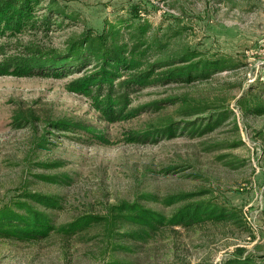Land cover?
Segmentation results:
<instances>
[{"label":"rangeland","instance_id":"rangeland-1","mask_svg":"<svg viewBox=\"0 0 264 264\" xmlns=\"http://www.w3.org/2000/svg\"><path fill=\"white\" fill-rule=\"evenodd\" d=\"M136 2L154 24L182 32L172 39L175 47L185 44L203 58L231 56L236 67L146 88L134 96L135 116L113 123L85 96L66 90L71 75L0 76V206L27 192L55 195L60 207L47 211L61 226L104 214L122 200L170 214L178 204L163 199L187 192L240 209L245 224L163 226L143 240L107 235L102 226L37 241L0 238V264H228L239 255L264 264V116L246 113L238 103L250 87L264 83V0H57L78 20L55 15L50 30L1 42L11 51L31 42L64 47L86 27L100 32L105 18ZM183 98L227 109L229 117L192 134L199 118L176 115ZM21 113L32 116L22 127L16 125ZM167 117L177 121L171 133L160 125ZM52 120L83 123L88 130L59 129Z\"/></svg>","mask_w":264,"mask_h":264},{"label":"trees","instance_id":"trees-1","mask_svg":"<svg viewBox=\"0 0 264 264\" xmlns=\"http://www.w3.org/2000/svg\"><path fill=\"white\" fill-rule=\"evenodd\" d=\"M143 8L141 3H132L123 13L105 18L100 32L86 27L78 36L66 40L64 47H44L31 42L17 45L11 51L1 40L7 41L29 30H50L55 15L71 21L78 19L59 9L57 0H0V76L71 75L65 83L66 90L85 96L103 120L113 123L135 116L136 111L130 108L134 96L146 88L190 83L236 67L237 61L231 56L213 54L203 58L202 52L191 50L185 44L175 47L172 39L182 32H169L161 24H154L147 14H142ZM238 103L246 113L264 116V83L250 87L238 98ZM217 107L183 98L176 115L199 118L193 120L191 131L203 134L229 117L227 109L214 110ZM31 117L21 113L16 125H26ZM50 123L59 129L88 130L83 123L69 120ZM176 124L172 117H167L160 125L164 126L162 130L171 133ZM99 140L107 141L103 137ZM24 198L0 206V238L37 241L53 232L73 236L93 226H102L107 235L121 234L143 240L163 226L245 224L240 209L209 197L196 198L187 192L163 199L166 205L178 204L170 214L139 200H122L109 205L104 214H85L61 226L54 223L47 211L60 207L55 195L27 192ZM128 225L134 228L121 233V227ZM121 248L127 247L121 245ZM237 251L242 253L243 249ZM228 264L263 263L239 255Z\"/></svg>","mask_w":264,"mask_h":264}]
</instances>
